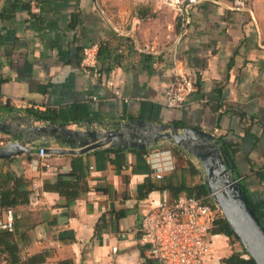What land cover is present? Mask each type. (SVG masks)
<instances>
[{"label": "crops", "instance_id": "obj_1", "mask_svg": "<svg viewBox=\"0 0 264 264\" xmlns=\"http://www.w3.org/2000/svg\"><path fill=\"white\" fill-rule=\"evenodd\" d=\"M141 10L155 16H142ZM167 11L173 17L168 27L162 19ZM187 27L179 38L181 17L162 1L40 0L35 9L30 1L4 0L0 117L19 128L45 125L50 121L28 110L50 109L59 113L60 122L73 118L71 128L132 118L201 127L220 138L264 223V26L259 15L238 1L211 0L189 7ZM104 43L108 49L101 54ZM94 44L104 77L115 88L103 87L84 71V48ZM176 71L190 75L197 87L184 109L164 105ZM47 137L50 144L40 140L36 147L64 146L52 133ZM169 146L175 168L164 175L189 162L201 166L182 147ZM119 149L0 159V167L23 175L32 190L27 203L14 207L31 238L24 255L47 252L41 264L64 259L73 264H158L141 243L138 229L144 213L170 199V192L154 190L140 197L139 185L159 179L146 152ZM73 165L84 188L75 199L45 189L71 173ZM194 177L192 183L197 182ZM211 241L206 264H227L223 259L234 252L247 257L239 241L223 233L212 234Z\"/></svg>", "mask_w": 264, "mask_h": 264}, {"label": "water", "instance_id": "obj_2", "mask_svg": "<svg viewBox=\"0 0 264 264\" xmlns=\"http://www.w3.org/2000/svg\"><path fill=\"white\" fill-rule=\"evenodd\" d=\"M0 129L16 138L0 145V159L39 152L37 142L50 144L47 137L50 133L64 146L49 145L44 149L47 154H82L104 146L146 149L166 142L182 147L201 164L208 192L221 208L234 237L256 264H264V226L237 179L220 138L212 132L198 126L157 123L143 118L102 127L87 124L80 129L71 128L69 122L56 121L19 128L0 117Z\"/></svg>", "mask_w": 264, "mask_h": 264}, {"label": "built area", "instance_id": "obj_3", "mask_svg": "<svg viewBox=\"0 0 264 264\" xmlns=\"http://www.w3.org/2000/svg\"><path fill=\"white\" fill-rule=\"evenodd\" d=\"M4 0H0V4ZM35 9L38 1L28 0ZM175 9L181 17L180 37L186 34L189 24V7L198 0H162ZM244 1H238L243 4ZM97 45L84 48L83 68L86 74L101 81L103 87L115 88L113 81L106 79L98 60ZM197 90L194 79L181 72L174 78L165 91L164 105L169 109H184L191 103ZM115 93L119 91L114 89ZM95 98V97H94ZM217 130V129H216ZM160 149L147 151L144 156L154 169V177L161 179L164 172L173 170L174 159L169 143ZM45 146H39V155L46 157ZM200 172L202 167H198ZM14 207L4 208L0 218V229L14 230ZM223 212L217 203L207 201L206 196L183 193L174 199H164L144 213L138 229L141 243L158 264H206L212 249V229ZM224 217V216H223ZM116 250V247L114 248Z\"/></svg>", "mask_w": 264, "mask_h": 264}, {"label": "trees", "instance_id": "obj_4", "mask_svg": "<svg viewBox=\"0 0 264 264\" xmlns=\"http://www.w3.org/2000/svg\"><path fill=\"white\" fill-rule=\"evenodd\" d=\"M8 1V0H6ZM28 1V0H26ZM141 15L145 16L146 12L141 10ZM108 49L107 44H101L99 48V53L103 54ZM29 113L33 114L35 118L44 121H56L59 120V113L54 110L47 109L45 111H38L29 109ZM73 118L65 117L63 120L69 122ZM179 122H177L178 124ZM144 154L147 149H137L130 148ZM121 150L119 148H113V151ZM174 152L176 151L173 148ZM228 157V156H227ZM234 166L233 160L228 157ZM8 160V159H3ZM76 165H73V171L69 174H63L58 177L56 183L45 184V189L56 190L62 195L66 196L69 200L75 199L82 189H84L80 183L81 174L76 172ZM200 173L199 168L195 166L193 162H189L186 168L179 171H175L171 174L164 175L158 182L153 181L148 178L143 184L139 185L138 191L139 196L144 197L149 192L154 190L170 192L171 198L174 199L180 194H194L197 196H206L209 194L207 186L204 181L199 183H192L191 179ZM69 176L76 177V180H71ZM241 185L248 195L251 205L257 212V215L262 222L258 210L252 201L249 192L241 182ZM31 188L29 187V181L23 175H18L15 171L11 169H4L0 167V218L2 216V209L6 207H16L21 204H25L29 201ZM223 233L231 238L234 237L226 219L223 216L218 217L216 220L212 234ZM236 240V239H235ZM31 242V238L28 233V229H22L18 223V218L15 216L14 230L6 231L0 229V257H2L8 264H41L45 262L47 257V252H39L31 255H24V248ZM243 254L247 257H242L240 253L234 252L230 256L223 259L227 264H256L252 258L243 250ZM58 264H73L71 260L64 259L60 260Z\"/></svg>", "mask_w": 264, "mask_h": 264}, {"label": "rangeland", "instance_id": "obj_5", "mask_svg": "<svg viewBox=\"0 0 264 264\" xmlns=\"http://www.w3.org/2000/svg\"><path fill=\"white\" fill-rule=\"evenodd\" d=\"M134 1H143V0H134ZM145 1H162V0H145ZM198 1H211V0H198ZM233 1H244L243 4H238V5L241 7H248L252 11H254L257 15H259V17L262 21V24L264 26V0H233ZM146 14H148L149 17L150 16L153 17V15H154V13L150 12V11H148ZM172 18L173 17H172L171 11H167V12L163 13L162 19H163V21H165L166 26L168 25L167 21L171 20ZM10 138H11V136L9 134H5L4 132H0V142H2L3 144H5V142ZM193 180H196L197 181L196 183L204 181L203 171L196 174ZM206 197H207L208 202L216 203L210 194L206 195ZM233 238L236 239L235 237H233ZM0 264H4L2 257H0Z\"/></svg>", "mask_w": 264, "mask_h": 264}]
</instances>
